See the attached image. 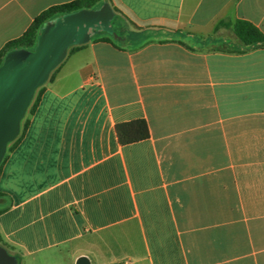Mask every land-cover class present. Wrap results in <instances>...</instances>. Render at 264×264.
I'll return each instance as SVG.
<instances>
[{
  "label": "crops",
  "instance_id": "0c3cea01",
  "mask_svg": "<svg viewBox=\"0 0 264 264\" xmlns=\"http://www.w3.org/2000/svg\"><path fill=\"white\" fill-rule=\"evenodd\" d=\"M68 1L0 0V49ZM107 2L123 41L67 54L5 154L1 238L18 264H264V45L216 27L264 33V0Z\"/></svg>",
  "mask_w": 264,
  "mask_h": 264
},
{
  "label": "water",
  "instance_id": "95a60500",
  "mask_svg": "<svg viewBox=\"0 0 264 264\" xmlns=\"http://www.w3.org/2000/svg\"><path fill=\"white\" fill-rule=\"evenodd\" d=\"M114 15L107 1L93 9L62 14L44 23L32 49L14 48L4 55L0 64V162L20 131L36 88L66 58L70 46L84 44L100 33L124 39L113 29ZM0 264H18L16 256L1 244ZM77 264L90 263L80 257Z\"/></svg>",
  "mask_w": 264,
  "mask_h": 264
},
{
  "label": "trees",
  "instance_id": "16d2710c",
  "mask_svg": "<svg viewBox=\"0 0 264 264\" xmlns=\"http://www.w3.org/2000/svg\"><path fill=\"white\" fill-rule=\"evenodd\" d=\"M102 1H108V0H71L68 2L49 6L48 8L42 10L38 15L34 17L28 28L19 37L6 42V44L0 49V64L3 60L4 55L11 49L14 48L32 49L34 47L39 29L44 25V23L65 13L77 11L80 9L96 8L101 5ZM113 9L115 12L114 18L112 20L113 29L117 32V34H120L121 36L124 37L127 29L125 20L115 8ZM222 24H225L224 20H220L217 23L216 27H219ZM230 25L232 27L235 36L243 44L249 45V44L259 43L260 45H264V33L252 22L238 18L235 19V21L230 22ZM104 34H106V36L102 37L101 38L102 40L112 41V36L110 34L107 33ZM98 35H95L93 37H96ZM121 41H123V39L120 40V42ZM79 46L80 45L70 46L68 49V54L73 52ZM58 67L59 65L50 73L48 79L52 78L53 74L55 73ZM42 86L43 85L36 88L34 96L29 106L27 107L24 117L21 120L20 131L18 135L8 143L6 152L12 149L13 145L21 138L27 126V115L31 113L33 108L35 107ZM115 129L118 140L121 144H127L149 137L148 125L145 119L143 118H137V119L117 123L115 125ZM4 158L5 155L2 161L0 162V166ZM0 244L3 245L10 254H14L11 248L3 241L1 235H0Z\"/></svg>",
  "mask_w": 264,
  "mask_h": 264
},
{
  "label": "rangeland",
  "instance_id": "374dc122",
  "mask_svg": "<svg viewBox=\"0 0 264 264\" xmlns=\"http://www.w3.org/2000/svg\"><path fill=\"white\" fill-rule=\"evenodd\" d=\"M225 24H222L220 25L219 27H225L228 31H226L225 33H228L231 38V42L236 38L233 34V31H232V27L230 25V22L227 21V20H224ZM100 34H103V33H100Z\"/></svg>",
  "mask_w": 264,
  "mask_h": 264
}]
</instances>
